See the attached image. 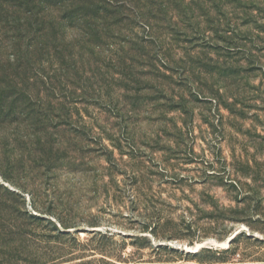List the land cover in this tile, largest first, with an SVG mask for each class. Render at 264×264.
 Masks as SVG:
<instances>
[{"label":"rangeland","instance_id":"rangeland-1","mask_svg":"<svg viewBox=\"0 0 264 264\" xmlns=\"http://www.w3.org/2000/svg\"><path fill=\"white\" fill-rule=\"evenodd\" d=\"M128 1L86 97L59 84L76 92L51 153L0 123V214L33 234L0 245L6 264H264V0H201L209 22L191 0L149 20Z\"/></svg>","mask_w":264,"mask_h":264},{"label":"trees","instance_id":"trees-1","mask_svg":"<svg viewBox=\"0 0 264 264\" xmlns=\"http://www.w3.org/2000/svg\"><path fill=\"white\" fill-rule=\"evenodd\" d=\"M127 1L0 0V123L23 118V121H28V128L35 132L31 136L32 139L40 141L41 134L44 135V147L51 153L54 147V142L50 139L54 134L52 131L58 130L63 124L67 126L68 116L59 121L60 123H56L55 119L63 113L68 114L67 98L76 92L74 89L61 94L59 86H66L65 82H70L79 88L82 84L83 93L80 95L86 97L89 88L85 82L89 80L86 64L90 62L91 56L96 54V46L109 38L121 35L122 28L127 24L125 16L128 15L124 13ZM130 1L134 3L136 10L138 8L139 15L146 20L166 12L169 6L171 7L170 2L179 12L187 15V7L194 12L195 8L191 5L195 4L204 11L199 15L202 14L206 21H210L205 4L201 0H191L187 7L184 0H167L166 5L164 0ZM208 1L214 2V6L218 8L222 0ZM69 34L71 37H68ZM5 52L7 60H2ZM126 75L131 76L132 73L126 72L124 76ZM77 98L79 97L72 101ZM10 225L6 224L0 214L1 246L6 240L26 241L28 235H33L11 222ZM243 234V231H240L232 236L230 246L223 252L234 251L233 246ZM70 235L68 231L59 230L60 238ZM157 249L161 251L163 248ZM198 251L221 252L215 247H203ZM2 252L0 249V264H6L8 260L2 256ZM238 254L242 257L245 255ZM26 258V264L49 262L40 259L38 261L34 256ZM75 264L118 263L104 257L84 259Z\"/></svg>","mask_w":264,"mask_h":264},{"label":"bare ground","instance_id":"bare-ground-1","mask_svg":"<svg viewBox=\"0 0 264 264\" xmlns=\"http://www.w3.org/2000/svg\"><path fill=\"white\" fill-rule=\"evenodd\" d=\"M233 237H231L230 239H229V241L232 239ZM229 241H228V243H229ZM205 244V243H204ZM203 243H198V244H196L195 246H192V247H190V248H198V247H200V246H202V245H204Z\"/></svg>","mask_w":264,"mask_h":264},{"label":"water","instance_id":"water-1","mask_svg":"<svg viewBox=\"0 0 264 264\" xmlns=\"http://www.w3.org/2000/svg\"><path fill=\"white\" fill-rule=\"evenodd\" d=\"M235 235H236V234H235ZM235 235H234V236H235ZM230 241H231V240H230ZM230 241H229V242H230ZM207 245H208V243H205V244H204V245H202L200 248H203V247H208ZM181 249H182V250H187V246H184V247H183V248H181Z\"/></svg>","mask_w":264,"mask_h":264}]
</instances>
